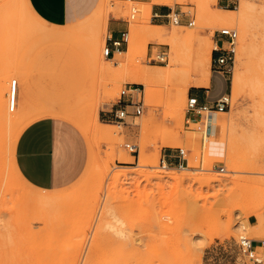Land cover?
<instances>
[{
    "label": "rangeland",
    "instance_id": "rangeland-1",
    "mask_svg": "<svg viewBox=\"0 0 264 264\" xmlns=\"http://www.w3.org/2000/svg\"><path fill=\"white\" fill-rule=\"evenodd\" d=\"M22 1L0 0V264H252L238 243L242 236L264 238V54L250 50L252 36L261 34L253 20L264 14V0L217 1L206 8L195 0L150 7L97 0L70 22L66 40L58 34L61 25L46 23ZM154 4L181 12L182 24L157 25ZM243 6L250 11L246 32L240 23L210 18L222 9L235 15ZM110 14L130 23L128 50L114 59L104 54ZM221 24L238 31L239 43L232 72L214 79L231 103L214 112L219 125L208 131L186 123L187 99L203 87L192 85L202 70L211 78L215 72L214 35ZM151 28L196 37L161 42ZM209 41L211 56L202 59L201 45ZM162 51L165 60L157 57ZM153 68L167 74L148 89L138 79ZM20 74L30 89L22 87L10 110V82ZM129 85L138 88L144 112L124 122L105 120ZM56 99L70 104L49 108L71 111L61 116L65 123L53 120L81 171L50 191L21 177L15 147L21 132L44 118L36 112ZM97 120L100 134L94 132ZM178 148L186 149L188 165L163 168L161 159ZM258 256L264 259V248Z\"/></svg>",
    "mask_w": 264,
    "mask_h": 264
},
{
    "label": "crops",
    "instance_id": "crops-1",
    "mask_svg": "<svg viewBox=\"0 0 264 264\" xmlns=\"http://www.w3.org/2000/svg\"><path fill=\"white\" fill-rule=\"evenodd\" d=\"M48 24L61 25L63 30L59 31V36L66 40L69 33L73 32L70 22L77 20L92 11L96 5L97 0H24L26 3ZM139 2H148L149 0H134ZM219 5H224L229 0H217ZM216 1V3H217ZM170 6L154 4L152 6L153 20L158 21L157 25L166 23L167 14L170 12ZM107 27L108 45L113 51V56L108 57L114 59L118 53L125 52L128 45V34L130 30V23L117 18L114 14H110L108 21L105 23ZM219 40L218 32L214 35V42ZM113 41H119L120 46L114 47ZM125 50V51H124ZM152 53V52H151ZM221 75L215 71L210 76L208 84H197L192 82L194 86H203L195 92L202 102L213 101L223 93V85L219 89L214 87V79ZM221 79H223L221 77ZM224 80V79H223ZM27 86L26 80L20 74V80L17 81V97L22 90V87ZM205 86H211L207 88ZM29 92V86H27ZM17 101V100H16ZM70 104L59 99L45 104L46 110L36 112L40 118L30 123L20 134L16 141L15 147V161L20 171L21 177L28 183L37 188L49 189L54 191L58 186L71 182L81 171L79 162L74 160L72 153L63 146L59 139L56 130V124L53 120H58V123H65L66 119L61 118L63 115H72L71 111L67 110H53L49 107L69 106ZM32 107L30 102L27 103L26 109ZM213 114L211 115V118ZM212 129V127H211ZM173 163H177L178 159L173 154H165Z\"/></svg>",
    "mask_w": 264,
    "mask_h": 264
},
{
    "label": "built area",
    "instance_id": "built-area-1",
    "mask_svg": "<svg viewBox=\"0 0 264 264\" xmlns=\"http://www.w3.org/2000/svg\"><path fill=\"white\" fill-rule=\"evenodd\" d=\"M167 18L174 24H182V13L177 12L174 9H170L167 14ZM189 25H194L195 20L190 19ZM219 40L214 47L212 56V66L215 71L222 72L224 74L231 73L234 67L236 54L238 50V31L234 28L224 27L218 31ZM119 41H113V46L116 48L120 46ZM106 57L113 56V51L106 45L104 50ZM157 57L161 60L167 58V52H160ZM231 103V96L229 94H222L213 101L202 102L196 94L188 95L187 109L188 116L186 117V123L188 126L191 124H198V129L207 128V120L213 114V112L225 111ZM14 102L12 109H14ZM144 112V103L139 98L138 88L132 85L126 86L121 91L119 99L111 106L110 109L104 112L105 120L109 122H124L128 116H138ZM202 125V126H201ZM125 147L130 152L137 151V145L126 143ZM175 158L178 159L176 163L180 167L188 165V159L186 157V149L178 148L176 150ZM163 168H168L174 164L166 155L161 159ZM239 249L247 257L252 264H264V259L258 256V249L264 248V238H250L248 236H242L239 240ZM251 264V263H250Z\"/></svg>",
    "mask_w": 264,
    "mask_h": 264
},
{
    "label": "bare ground",
    "instance_id": "bare-ground-1",
    "mask_svg": "<svg viewBox=\"0 0 264 264\" xmlns=\"http://www.w3.org/2000/svg\"><path fill=\"white\" fill-rule=\"evenodd\" d=\"M178 1V0H151L149 2H147V4L149 5L148 7H150V5L152 3H162V4H172L174 5V3ZM196 3L198 2L200 5H206L207 7L210 6V4H214L217 0H195ZM131 3V2H130ZM129 3V4H130ZM209 5V6H208ZM205 6V8H206ZM202 7V6H200ZM141 9V8H140ZM202 9V8H201ZM263 9V8H262ZM234 10V9H233ZM213 12V11H212ZM235 15H231V16H225L223 14V9L220 10V11H217L216 13L213 12L211 13V17L212 20L215 19V22H216V19L219 20L218 22H222L224 24L227 25H235L237 23H240L243 27V31L246 32V29H247V26L249 25L248 24V19H249V16H250V11L247 7H241L240 10L238 11H234ZM215 13V14H214ZM226 13H229V12H226ZM264 13V12H263ZM137 15V14H136ZM140 15V14H139ZM137 15V16H139ZM215 15V16H213ZM258 13L255 15V18L253 20V24L254 26L256 27V24L258 23L260 25V32H261V36L258 35V37L260 36L261 38L260 39H257L258 37H255V34L254 36H252V46L250 48L251 52H258V53H261V54H264V14L262 16H257ZM143 16V15H142ZM141 16V17H142ZM118 18V16H115ZM134 17V16H133ZM140 17V16H139ZM139 17H137V19H139ZM214 17V19H213ZM143 19V18H142ZM145 19V17H144ZM147 20L146 21H149L148 18H146ZM141 20V18H140ZM139 20V21H140ZM211 20V19H210ZM134 21H136L134 19ZM145 21V20H143ZM137 22V21H136ZM139 23V22H138ZM149 23V22H148ZM214 23V22H213ZM218 25V24H217ZM259 25L257 26L259 28ZM153 25H151L152 27ZM190 27L193 26V25H189ZM221 26H225L223 24H221ZM225 26V27H226ZM153 28H151L150 30L148 29V33L153 37H157L159 39V41L161 40V42H168V43H174V42H177L181 39H193L196 37V35L194 34V32L192 31L191 33H188V31L186 30L183 34H180L178 33L176 30L172 31L170 34L168 35H163V34H157L154 32V30H152ZM259 31V30H258ZM256 30V33L258 32ZM187 33V34H186ZM195 35V36H194ZM128 40V38H127ZM214 45V44H213ZM202 46V47H201ZM201 50L200 51V54L202 52V55H201V58L202 59H206V58H209V56H211V53H212V41H209V42H205L201 45ZM215 47V45H214ZM121 53V52H120ZM203 56V57H202ZM205 57V58H204ZM206 69L202 70L204 75H203V78H199L197 79L196 83L197 84H208L209 83V79H210V73L207 72H204ZM206 73V74H205ZM167 73L161 69H156V68H153V69H150V70H144L141 75L139 76V79H138V82L144 84L148 89L150 88V82L151 80H154V79H157L159 77H162L164 75H166ZM17 79L16 78H13L10 82V89H9V103H8V107L10 110H13L12 109V104L14 102V105H16V100H17ZM15 109V107H14ZM3 111V107L1 106V103H0V113ZM214 114V112H213ZM25 120V119H24ZM21 121V120H19ZM226 123V122H225ZM102 123H100V121H96L95 123V126H94V132L97 133V134H100L101 133V125ZM213 125H219L218 121L214 120V119H211V116L208 118L207 120V128L206 130L210 131L211 130V127ZM185 167V166H184ZM164 174H160V177H163ZM260 186V185H259ZM111 208H109L110 210ZM108 210V211H109ZM111 211V210H110ZM109 211V212H110ZM109 212H106V213H109ZM111 214V213H110ZM113 214V212H112ZM108 215V214H107ZM113 216H116V215H113ZM118 217V216H117ZM102 219V218H101ZM100 222V221H99ZM103 223V222H102ZM105 224H108L109 223L105 222ZM102 225V224H100ZM261 234V233H260ZM262 235V234H261ZM97 240V239H96Z\"/></svg>",
    "mask_w": 264,
    "mask_h": 264
}]
</instances>
